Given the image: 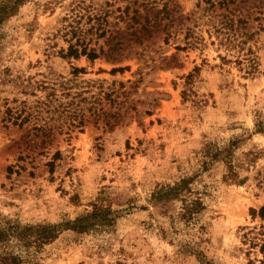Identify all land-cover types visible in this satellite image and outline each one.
<instances>
[{"label":"rangeland","instance_id":"1","mask_svg":"<svg viewBox=\"0 0 264 264\" xmlns=\"http://www.w3.org/2000/svg\"><path fill=\"white\" fill-rule=\"evenodd\" d=\"M183 177L205 208L175 226L180 200L153 195ZM93 203L112 221L30 263L264 264V0H24L3 20L0 227Z\"/></svg>","mask_w":264,"mask_h":264},{"label":"trees","instance_id":"2","mask_svg":"<svg viewBox=\"0 0 264 264\" xmlns=\"http://www.w3.org/2000/svg\"><path fill=\"white\" fill-rule=\"evenodd\" d=\"M23 1L24 0H0V24L4 19L15 13L22 5ZM70 52L76 55L87 53V55L91 57L96 55L92 49L87 52L86 48L83 47L79 51V49L73 47V45H70ZM222 155L221 151L217 150L216 153L212 154L213 158L211 161ZM225 176L226 178H238L237 172L233 171L231 168H229ZM236 180L242 181V179ZM189 181L190 179L183 177L167 188L156 190L153 195L156 201H162L163 206H167L173 199L180 200L181 204L179 205V210L176 216L172 218L175 226V222L184 221L186 223L205 208L202 196L193 192L188 185ZM110 213L111 211L108 207L93 203L90 212L77 216L74 219L54 223H13L0 227V264H32L25 254L29 245L34 244L40 246L46 242H50L59 232L64 230L81 231L89 227L109 223L113 219ZM258 214L264 219V205L259 208ZM207 264L213 263L208 261Z\"/></svg>","mask_w":264,"mask_h":264}]
</instances>
